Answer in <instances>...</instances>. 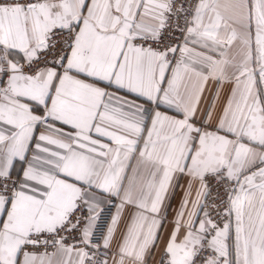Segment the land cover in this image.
Listing matches in <instances>:
<instances>
[{
  "label": "snow or ice",
  "instance_id": "snow-or-ice-1",
  "mask_svg": "<svg viewBox=\"0 0 264 264\" xmlns=\"http://www.w3.org/2000/svg\"><path fill=\"white\" fill-rule=\"evenodd\" d=\"M177 190L160 264H264V0H0V264H147Z\"/></svg>",
  "mask_w": 264,
  "mask_h": 264
},
{
  "label": "crops",
  "instance_id": "crops-1",
  "mask_svg": "<svg viewBox=\"0 0 264 264\" xmlns=\"http://www.w3.org/2000/svg\"><path fill=\"white\" fill-rule=\"evenodd\" d=\"M215 88H216V85L210 84L209 90L205 92V96L211 97L215 91ZM230 89H231V85H229V84H225L222 86L221 91H220V97H219V100L217 101V109H216L217 113L219 112V110L223 106V104L226 102L228 95H230ZM117 94L123 96L124 92L120 91ZM127 99L135 100L137 103H143L142 99H138L132 95H128ZM206 106H207V102L202 101L201 102V109L203 110L204 108H206ZM163 108H164V106H161V110H163ZM169 114H171V113H169ZM212 123L214 124L215 121H213ZM38 134L39 133H37V135ZM32 149H33V151L29 152V154H28L29 160H31L33 152L35 151L34 143H33ZM23 166L26 167L27 165L24 164ZM21 167H22V162L16 164L15 170L13 172L14 177H17V175H20L22 177ZM181 184H186V180H182ZM181 194H182L181 191L177 190L175 198L172 199V201H171V206L168 208L167 221L165 222L164 227L160 232L161 243L159 244V246L157 248L152 250L150 255H148L146 257L147 264H160V262H161L163 241H165L167 239L168 234L172 230V223L171 222L174 218L175 210L177 209V207L179 205ZM112 248L115 249V244L112 245Z\"/></svg>",
  "mask_w": 264,
  "mask_h": 264
},
{
  "label": "built area",
  "instance_id": "built-area-1",
  "mask_svg": "<svg viewBox=\"0 0 264 264\" xmlns=\"http://www.w3.org/2000/svg\"><path fill=\"white\" fill-rule=\"evenodd\" d=\"M16 177L13 176V179H15ZM209 186L212 188L213 190V195H215V192H216V184H215V181L212 179V178H209ZM220 191L222 192L223 189H220ZM112 211L114 212L115 209L113 208Z\"/></svg>",
  "mask_w": 264,
  "mask_h": 264
}]
</instances>
